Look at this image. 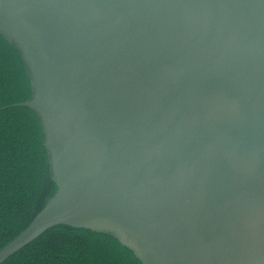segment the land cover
Segmentation results:
<instances>
[{
    "label": "water",
    "instance_id": "95a60500",
    "mask_svg": "<svg viewBox=\"0 0 264 264\" xmlns=\"http://www.w3.org/2000/svg\"><path fill=\"white\" fill-rule=\"evenodd\" d=\"M66 224L143 264H264V0H0Z\"/></svg>",
    "mask_w": 264,
    "mask_h": 264
},
{
    "label": "trees",
    "instance_id": "16d2710c",
    "mask_svg": "<svg viewBox=\"0 0 264 264\" xmlns=\"http://www.w3.org/2000/svg\"><path fill=\"white\" fill-rule=\"evenodd\" d=\"M27 67L0 34V249L19 234L56 190L45 133L30 99ZM1 264H143L114 235L55 225Z\"/></svg>",
    "mask_w": 264,
    "mask_h": 264
}]
</instances>
